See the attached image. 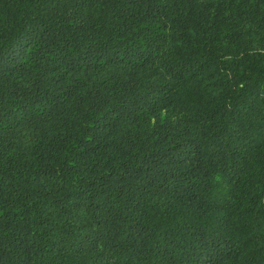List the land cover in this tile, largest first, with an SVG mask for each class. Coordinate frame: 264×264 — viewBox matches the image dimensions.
Masks as SVG:
<instances>
[{
  "label": "trees",
  "instance_id": "1",
  "mask_svg": "<svg viewBox=\"0 0 264 264\" xmlns=\"http://www.w3.org/2000/svg\"><path fill=\"white\" fill-rule=\"evenodd\" d=\"M0 264H264V0H0Z\"/></svg>",
  "mask_w": 264,
  "mask_h": 264
}]
</instances>
